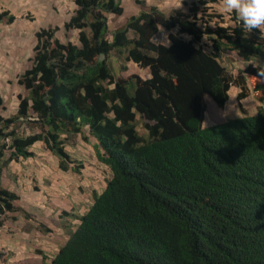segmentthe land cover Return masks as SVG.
Wrapping results in <instances>:
<instances>
[{"label": "trees", "instance_id": "1", "mask_svg": "<svg viewBox=\"0 0 264 264\" xmlns=\"http://www.w3.org/2000/svg\"><path fill=\"white\" fill-rule=\"evenodd\" d=\"M71 1L64 37L36 32L17 115L0 116V226L17 210L8 161L41 142L68 170L66 146L88 128L112 176L50 264H264V33L209 7L218 0L127 13L113 30L121 0ZM161 31L170 43L155 42ZM131 67L145 73L125 77ZM233 87L257 114L205 127Z\"/></svg>", "mask_w": 264, "mask_h": 264}, {"label": "crops", "instance_id": "2", "mask_svg": "<svg viewBox=\"0 0 264 264\" xmlns=\"http://www.w3.org/2000/svg\"><path fill=\"white\" fill-rule=\"evenodd\" d=\"M43 1L42 4L45 6L42 7L47 12L48 7L54 9L63 7L62 0ZM142 1L146 6L141 7L135 0H121L126 13L121 18L125 20L127 13L138 15L143 9L152 6L160 8L162 4L160 0ZM218 11L221 12L220 8ZM119 25L121 24L117 26ZM19 58L11 51L0 55V95L4 100L0 116L4 118L17 115L18 96L23 93L18 79L30 66L24 64L22 57ZM237 67H242L241 63ZM239 93L240 90L233 87L225 108L222 111L217 107L213 108L210 114L205 115L204 126L210 127L221 121L243 118L246 114L256 115L261 104L253 95L239 102ZM84 137L88 138V141ZM98 149L99 142L90 134L88 128H85L83 134L71 137L66 146L71 158L84 162L80 174L71 169L63 170L59 157L41 142L31 147L30 151L33 153L31 157L8 161L3 170L1 184L18 197L15 206L28 216L22 211L6 215L3 225L0 226V264H23L32 258L36 260L33 264H45L42 246L51 251L52 248L59 247L57 253H53V259L57 256L59 250L69 240L73 227L79 226L76 216H82L83 211L90 207V194L87 193L96 190L92 185L103 177L108 183L112 176L111 169L98 160L96 152ZM8 158L9 155L6 156V159ZM84 193L88 195V199L84 197ZM65 212L68 216L63 215ZM44 230H48L49 234L45 235ZM14 256L18 259L15 260Z\"/></svg>", "mask_w": 264, "mask_h": 264}, {"label": "rangeland", "instance_id": "3", "mask_svg": "<svg viewBox=\"0 0 264 264\" xmlns=\"http://www.w3.org/2000/svg\"><path fill=\"white\" fill-rule=\"evenodd\" d=\"M189 1L197 2L198 0H189ZM160 2L162 3L160 8L168 15L174 14L176 11L181 10L182 8L186 10V8L183 6L184 5L183 3H185L184 0H160ZM42 3H44L43 0H0V12L8 11L16 17L15 22L12 24L8 23L7 21L0 23V55L6 52L9 53L10 51L14 52L16 53V55H18V59H20L19 57H22L21 59L24 61V64L31 66V63L29 61L33 54L32 53L33 47L36 44V32L40 29V27H42V25L48 27L59 26L58 35L60 37L61 35L63 37L65 36L67 32L64 30V24L67 22L68 18L71 15V11L74 8V3L71 0H62V4H61V6H63L62 8L54 9L48 7L49 9L48 12L43 9L42 5L44 4ZM56 7H60V6H56ZM209 7H214L215 9H219L220 8L219 2L209 3ZM41 15L43 16L42 18L40 17ZM36 16H38V18H35ZM206 18L210 19V15L207 14ZM124 22L125 20L121 17H116L114 15L109 16V25L112 30L119 23L123 24ZM75 33L76 32H71L70 35L73 36L75 35ZM155 42L166 43V44L170 43L167 38V33L163 31H161L156 36ZM140 73L142 74L145 72L138 70L134 67H131L130 70L128 72L127 71L124 72L123 75L125 77H129L131 75L140 74ZM141 132L144 133L143 131ZM86 141H88V138ZM71 161L72 162L68 164L69 169L73 170L75 173L80 174L82 170L81 165L84 164V162L82 160H74L73 158L71 159ZM60 166H61V162H60ZM85 174H87V172ZM104 180L107 186L106 178L105 177L99 178L96 184L92 185L94 186L93 188H95L96 190L91 191V193H87L88 195L90 194L89 196L90 207L94 203L95 194L100 195L106 188V186H104ZM92 186L89 185L90 188H92ZM84 194H85L84 197L88 199V195H86V193ZM14 206H15V202H14ZM90 207L83 211L82 216H76L79 224L81 222V218L87 213ZM16 209H17L16 211L23 212V210H21L18 207H16ZM23 213L26 216H28V214H26L25 212ZM75 229L76 227H73L72 232H74ZM44 232L45 235L49 234L48 230H44ZM58 248L59 247H56L54 249L52 248L53 251H51L45 248L44 246L41 247V250L44 251L43 259L45 260V264L51 263V261L53 260V253L56 254ZM14 258L15 260L18 259L17 256H14ZM35 261L36 260L34 258L27 259L26 261L23 262V264H33L35 263ZM17 264H21V263H17Z\"/></svg>", "mask_w": 264, "mask_h": 264}, {"label": "clouds", "instance_id": "4", "mask_svg": "<svg viewBox=\"0 0 264 264\" xmlns=\"http://www.w3.org/2000/svg\"><path fill=\"white\" fill-rule=\"evenodd\" d=\"M220 11L226 15L236 14L243 29L264 33V0H218ZM102 58V57H101ZM258 69V78L264 77V63L253 64Z\"/></svg>", "mask_w": 264, "mask_h": 264}, {"label": "built area", "instance_id": "5", "mask_svg": "<svg viewBox=\"0 0 264 264\" xmlns=\"http://www.w3.org/2000/svg\"><path fill=\"white\" fill-rule=\"evenodd\" d=\"M157 43V42H156Z\"/></svg>", "mask_w": 264, "mask_h": 264}]
</instances>
